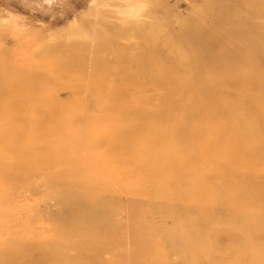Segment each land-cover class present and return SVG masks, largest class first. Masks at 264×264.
Masks as SVG:
<instances>
[{
    "label": "rangeland",
    "instance_id": "374dc122",
    "mask_svg": "<svg viewBox=\"0 0 264 264\" xmlns=\"http://www.w3.org/2000/svg\"><path fill=\"white\" fill-rule=\"evenodd\" d=\"M0 264H264V0H0Z\"/></svg>",
    "mask_w": 264,
    "mask_h": 264
},
{
    "label": "bare ground",
    "instance_id": "6f19581e",
    "mask_svg": "<svg viewBox=\"0 0 264 264\" xmlns=\"http://www.w3.org/2000/svg\"><path fill=\"white\" fill-rule=\"evenodd\" d=\"M147 17H149V16H147ZM125 35L127 36V33H126ZM128 36H132V35H131V34H128ZM134 36H136V38H138V35H137V34L135 35V32H133V36H132V37H134ZM147 43H148V42H147ZM148 45H149V44H148ZM132 46H133V45L131 44L130 47L133 48ZM150 46H151V45H150ZM151 47H152V46H151ZM148 49H150V48H148Z\"/></svg>",
    "mask_w": 264,
    "mask_h": 264
}]
</instances>
